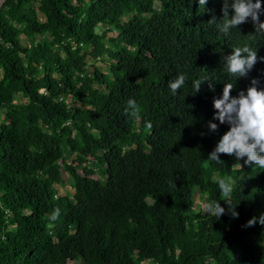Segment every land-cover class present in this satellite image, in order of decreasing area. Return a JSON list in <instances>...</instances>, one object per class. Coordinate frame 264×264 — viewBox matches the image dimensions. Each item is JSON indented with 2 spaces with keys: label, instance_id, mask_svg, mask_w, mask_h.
Listing matches in <instances>:
<instances>
[{
  "label": "trees",
  "instance_id": "16d2710c",
  "mask_svg": "<svg viewBox=\"0 0 264 264\" xmlns=\"http://www.w3.org/2000/svg\"><path fill=\"white\" fill-rule=\"evenodd\" d=\"M222 7L223 0L5 1L0 264H264V169L228 154L207 159L229 127L207 126L225 83L233 96L252 79L264 87V35L250 18L221 32ZM113 30L117 36H107ZM245 44L258 60L235 78L223 57ZM179 74L186 81L173 94L168 82ZM198 79L205 80L194 93ZM129 99L138 117L125 113ZM66 173L73 195L58 191ZM218 177L232 183V205ZM197 196L218 200L225 213L197 211Z\"/></svg>",
  "mask_w": 264,
  "mask_h": 264
},
{
  "label": "clouds",
  "instance_id": "9594fccd",
  "mask_svg": "<svg viewBox=\"0 0 264 264\" xmlns=\"http://www.w3.org/2000/svg\"><path fill=\"white\" fill-rule=\"evenodd\" d=\"M206 0H199V4H205ZM264 12L262 0H223L222 24L219 25L220 31L227 34L230 29L237 28L246 23L249 18L256 28V33L264 35V21L260 20V14ZM212 22H215L213 17ZM264 61V57H259ZM226 71L231 76L246 77L257 63V50L249 45L234 47L232 52L223 57ZM205 79L193 81L194 93L200 91L201 83ZM186 76L179 74L174 80L168 82V86L175 94L185 84ZM257 79H252L246 91L241 89L237 95H231L233 83H225L223 93L220 98L213 99L215 112L213 119L208 121V128L212 132L218 131V124L213 122L218 120L220 124H227L228 130L219 138L214 149L209 153V161H221V154L233 155L239 161L243 159L245 165L264 169V87L259 86ZM211 88V85H210ZM141 109L134 99H129L125 107V113L138 117ZM148 129L152 128L151 122H145ZM203 135V133H202ZM246 157V159H245ZM240 165V164H239ZM242 168V165H240ZM224 197V201L229 205L230 196L233 192V185L228 177H218L215 181ZM225 208L218 200L209 199L203 212L219 219L224 213ZM228 211L233 218H238L239 213L234 206H230ZM59 216V209L52 214V218ZM259 223L264 225V213L259 218ZM257 218L253 217L246 222L245 227L253 226Z\"/></svg>",
  "mask_w": 264,
  "mask_h": 264
},
{
  "label": "rangeland",
  "instance_id": "374dc122",
  "mask_svg": "<svg viewBox=\"0 0 264 264\" xmlns=\"http://www.w3.org/2000/svg\"><path fill=\"white\" fill-rule=\"evenodd\" d=\"M36 4H40L42 2V0H33ZM102 29V28H101ZM118 32L113 30V31H109L107 33V36H117ZM85 60H88L86 57H85ZM96 66H98L99 68H101L104 72H109L110 71V63H106L104 61H97L95 62ZM86 68H89L90 70L93 69V67H91V64L88 63L85 65ZM25 100V97H23L22 95H19L17 97V102H21V101H24ZM4 119V113L3 111H0V120L2 121ZM70 160H72V157H70ZM77 164V162L75 163ZM88 166H94L95 165V162H89V163H84ZM235 165H238L237 163H235ZM104 167V166H103ZM102 167L98 166V168L96 169V172L97 174H102V177L106 180H113L112 177H110L106 172H102L101 173V170ZM66 178H67V183L64 185V186H60L58 191L60 194H64V193H68L69 195H73L74 194V188L72 187V177L70 176L69 173H66ZM250 186H253V183L251 181H248L247 183H244V185L248 184ZM202 198L198 197L197 196V206H196V210L199 211V210H203L204 206H205V202L204 200H201ZM70 264H73V263H70Z\"/></svg>",
  "mask_w": 264,
  "mask_h": 264
},
{
  "label": "water",
  "instance_id": "95a60500",
  "mask_svg": "<svg viewBox=\"0 0 264 264\" xmlns=\"http://www.w3.org/2000/svg\"><path fill=\"white\" fill-rule=\"evenodd\" d=\"M5 1H6V0H0V11H1V9H2L4 3H5Z\"/></svg>",
  "mask_w": 264,
  "mask_h": 264
},
{
  "label": "built area",
  "instance_id": "2783aa9c",
  "mask_svg": "<svg viewBox=\"0 0 264 264\" xmlns=\"http://www.w3.org/2000/svg\"><path fill=\"white\" fill-rule=\"evenodd\" d=\"M69 123V122H68Z\"/></svg>",
  "mask_w": 264,
  "mask_h": 264
}]
</instances>
